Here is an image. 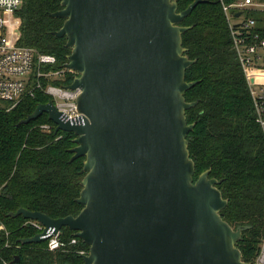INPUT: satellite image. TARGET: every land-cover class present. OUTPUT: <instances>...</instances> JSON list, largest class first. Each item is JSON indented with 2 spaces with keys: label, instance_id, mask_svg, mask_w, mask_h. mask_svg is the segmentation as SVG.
<instances>
[{
  "label": "water",
  "instance_id": "water-1",
  "mask_svg": "<svg viewBox=\"0 0 264 264\" xmlns=\"http://www.w3.org/2000/svg\"><path fill=\"white\" fill-rule=\"evenodd\" d=\"M204 0L178 12L175 0H62L64 19L53 34L71 49L64 65L77 74L82 117L68 120L50 100L22 124L47 114L56 132L76 135L72 161L85 157L77 216L52 219L21 208L44 226L21 240L41 243L64 227L89 247L83 264H248L221 211L229 203L210 178L195 182L185 94L195 63L186 55L181 23ZM15 257L11 264H17Z\"/></svg>",
  "mask_w": 264,
  "mask_h": 264
},
{
  "label": "trees",
  "instance_id": "trees-1",
  "mask_svg": "<svg viewBox=\"0 0 264 264\" xmlns=\"http://www.w3.org/2000/svg\"><path fill=\"white\" fill-rule=\"evenodd\" d=\"M178 12L197 0H175ZM222 0H204L182 23L190 27L182 36L186 55L195 63L186 81L195 85L186 92L187 102H198L186 112L190 157L195 163L194 181L208 171L229 203L222 218L243 231L237 247L242 259L255 264L264 242V130L257 122L254 100L243 67L235 52ZM231 3L235 0H223ZM62 0H23L21 46L57 59L54 70L68 62L67 39L53 33L64 19L51 14L61 10ZM73 76L55 84L68 86ZM51 98L38 92L11 111L0 109V264H83L81 251L89 247L64 227L63 248L50 251L47 242L23 244L39 233L31 220L10 214L24 208L52 219L77 216L83 206L76 200L83 189L81 173L85 157L72 161L76 135L58 131L47 114L21 124L40 104ZM50 130H43L42 125Z\"/></svg>",
  "mask_w": 264,
  "mask_h": 264
},
{
  "label": "built area",
  "instance_id": "built-area-1",
  "mask_svg": "<svg viewBox=\"0 0 264 264\" xmlns=\"http://www.w3.org/2000/svg\"><path fill=\"white\" fill-rule=\"evenodd\" d=\"M221 2L235 52L254 100L257 122L264 130V0ZM22 7L23 0H0V109L11 111L26 99H34L40 91L51 98L68 120L81 118L83 115L77 105L81 90L55 84L64 81L67 75H72L74 80L77 74L64 66L54 70L57 59L53 55L38 53L19 44L22 21L18 12ZM41 128L50 130L47 124ZM31 224L39 233L43 232L44 226L40 222L31 220ZM60 233L46 241L50 251L63 248ZM78 240L76 237L72 244ZM80 254L84 256L88 252L81 251ZM255 264H264V245Z\"/></svg>",
  "mask_w": 264,
  "mask_h": 264
},
{
  "label": "rangeland",
  "instance_id": "rangeland-1",
  "mask_svg": "<svg viewBox=\"0 0 264 264\" xmlns=\"http://www.w3.org/2000/svg\"><path fill=\"white\" fill-rule=\"evenodd\" d=\"M264 77H262V79H263ZM46 242V241H45ZM263 245H264V242H263ZM263 245H262V248H263ZM262 251V250H261Z\"/></svg>",
  "mask_w": 264,
  "mask_h": 264
}]
</instances>
